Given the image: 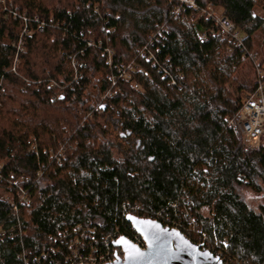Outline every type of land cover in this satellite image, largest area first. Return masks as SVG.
Returning <instances> with one entry per match:
<instances>
[{
	"label": "trees",
	"instance_id": "obj_1",
	"mask_svg": "<svg viewBox=\"0 0 264 264\" xmlns=\"http://www.w3.org/2000/svg\"><path fill=\"white\" fill-rule=\"evenodd\" d=\"M196 3L220 11L264 68V0ZM229 49L174 0H0V264H72L78 239L81 253L113 258L112 238L136 237L129 212L264 264V146L248 150L228 125L254 70ZM61 147L62 164L44 154Z\"/></svg>",
	"mask_w": 264,
	"mask_h": 264
},
{
	"label": "built area",
	"instance_id": "obj_2",
	"mask_svg": "<svg viewBox=\"0 0 264 264\" xmlns=\"http://www.w3.org/2000/svg\"><path fill=\"white\" fill-rule=\"evenodd\" d=\"M177 1L190 7L194 12L199 14V17L201 19L206 17L209 21H211L214 24V27L218 31V33L221 34L224 39L229 41V43L233 46V49L235 48L237 50L242 51L244 53L245 59L251 64L254 70L255 77V81L253 83L254 92L244 93L241 98L234 97L232 99L233 106L235 107V109H237L238 114L235 120H229L228 125L230 128H236L239 131L243 140V144L248 150L255 151L260 149L262 146H264V68H262L261 66V59L258 53L251 52L247 49L242 33L228 19H226L220 11L213 10V7L201 11L195 3V0ZM177 13H179V11H177ZM198 35L199 39L202 42H206L208 40V34L206 32L199 30ZM153 39L154 37L151 39V43ZM233 49H229L227 51L228 56L233 55ZM111 55L112 53H110V56ZM110 63L111 62H109V64ZM138 69L139 66L137 64H131L129 66L119 68L117 72L111 77L112 88L116 90L119 81L121 80L125 82H131L132 73ZM50 88L54 89L56 88V85L52 83L50 85ZM135 89L139 90V87L135 86ZM112 96L113 93L112 91H110L105 95L103 100L111 99ZM29 146L30 153H34L39 156V148L36 144L35 139H32L30 141ZM67 152L68 150L65 147H61L56 150H46L44 154L49 155L50 158L54 159L59 164H62L67 159ZM2 168L3 166L0 167V169ZM14 211L18 212L16 207H14ZM139 211V206L135 207V209L133 210V212L136 214L139 213ZM130 213L132 212L128 213L129 216L136 217L134 215H131ZM79 230H81V228H79ZM6 235L7 234H5V232L2 233L3 238H5ZM119 239L120 238L118 237H114L110 241L117 243ZM131 242L140 249L145 250V244L139 236L136 235L135 239ZM74 246H77L78 249L73 250L75 261L72 262V264H112L116 261V257H123L122 250L119 248H116L118 249V252L113 258L109 255L98 256L96 252L92 249L87 250L86 254L84 252L81 253V251L79 250L81 249V247L85 248V243H83L80 239L76 240L71 244V247ZM227 247V244H225L226 249ZM216 257H218L224 264H244L241 262H232V259H229L225 253H219Z\"/></svg>",
	"mask_w": 264,
	"mask_h": 264
},
{
	"label": "water",
	"instance_id": "obj_3",
	"mask_svg": "<svg viewBox=\"0 0 264 264\" xmlns=\"http://www.w3.org/2000/svg\"><path fill=\"white\" fill-rule=\"evenodd\" d=\"M126 221L143 240L145 250L122 237L115 247L122 250L123 257H116L112 264H224L203 245L192 243L174 229L132 216Z\"/></svg>",
	"mask_w": 264,
	"mask_h": 264
},
{
	"label": "rangeland",
	"instance_id": "obj_4",
	"mask_svg": "<svg viewBox=\"0 0 264 264\" xmlns=\"http://www.w3.org/2000/svg\"><path fill=\"white\" fill-rule=\"evenodd\" d=\"M261 16H263L262 13L259 12ZM257 42L258 47L257 50L260 54L264 53V26L262 27L261 31L257 34ZM259 55V54H258ZM260 57V56H259ZM261 59V58H260ZM244 198L247 200V202L250 204L251 207L257 208L261 201L259 198L255 197L252 193L246 192L244 194Z\"/></svg>",
	"mask_w": 264,
	"mask_h": 264
},
{
	"label": "bare ground",
	"instance_id": "obj_5",
	"mask_svg": "<svg viewBox=\"0 0 264 264\" xmlns=\"http://www.w3.org/2000/svg\"><path fill=\"white\" fill-rule=\"evenodd\" d=\"M174 1H176V2H178V3H180L179 1H177V0H174ZM195 3H196V0H195ZM182 6H184V7H187V8H190V7H188V6H186V5H184V4H182V3H180ZM197 4V3H196ZM198 6V5H197ZM199 7V6H198ZM191 9V8H190ZM200 9V8H199ZM192 10V9H191ZM213 10H216L215 8H213ZM193 11V10H192ZM200 18V17H199ZM204 18H206V17H204ZM206 20L207 21H209L207 18H206Z\"/></svg>",
	"mask_w": 264,
	"mask_h": 264
}]
</instances>
